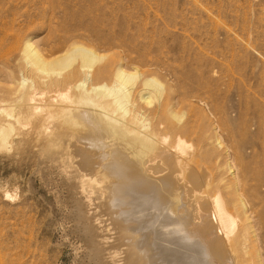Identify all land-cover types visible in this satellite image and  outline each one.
Here are the masks:
<instances>
[{"label": "rangeland", "instance_id": "obj_1", "mask_svg": "<svg viewBox=\"0 0 264 264\" xmlns=\"http://www.w3.org/2000/svg\"><path fill=\"white\" fill-rule=\"evenodd\" d=\"M27 43L41 63L29 57ZM76 45L96 53L83 58ZM62 56L78 67L90 56L92 69L107 68L102 80L83 81L86 88L111 86L119 67L130 74L127 105L143 111L145 124L157 119L158 108L166 111L165 121L188 144L185 162L201 170L211 183L206 189L221 192L234 215L247 218V251L264 264V0H0V126L8 127L0 136V264L97 261L78 225L76 192L47 157L39 129L40 119L60 107L45 101L49 89H64L47 84L68 73L55 64ZM34 84L46 94L37 113L25 97ZM132 207L138 234L156 232L161 264H201L175 250L157 207Z\"/></svg>", "mask_w": 264, "mask_h": 264}, {"label": "bare ground", "instance_id": "obj_2", "mask_svg": "<svg viewBox=\"0 0 264 264\" xmlns=\"http://www.w3.org/2000/svg\"><path fill=\"white\" fill-rule=\"evenodd\" d=\"M76 46L83 51V58L84 52L91 56L88 49ZM24 48L29 49V57L35 56L34 62H42L43 59H36L39 54L32 44L27 43ZM70 54L69 57L74 55ZM94 55L93 61L97 59ZM90 56L80 67L74 66L75 59H64L65 56L59 63L58 58L54 60L68 73L48 77L47 84L50 88L64 89H49L46 95L37 92V86L42 84L38 81L33 87L35 91L30 92L29 86V92L26 90L25 95L24 88L21 96L25 95L27 108L35 109L36 113L40 109L37 101H44L45 95V102L48 100L52 106L58 107L54 104L60 102V109L53 107L55 110L40 119L39 129L46 136L47 157L67 175L76 192L77 217L81 221L78 225L87 239V252L97 256L96 264H161L153 252L156 232L138 234L139 229L132 223L135 203L152 204L161 211L165 234L176 241L175 250L183 249L188 252L186 255H192L190 263L256 264L247 251L251 225L247 218L232 213L221 192L206 189L211 183L205 184L207 179L201 170L185 162L189 148L180 136V128L167 124L162 107L152 111L157 119L150 125L144 123L140 108L128 107L133 92L127 91L126 86L131 75L120 67L113 75V84H103L101 87L106 88H102L103 92L99 85L100 93L93 94L94 84L86 88L87 82L83 81L89 82L91 78L98 81L106 75L107 68L92 69ZM72 88L80 91L73 95ZM149 97L141 93V99ZM7 129L0 126V136ZM171 132L175 136L173 144ZM203 184L205 190L200 189ZM97 193L100 195L96 196ZM95 199L98 206L91 204Z\"/></svg>", "mask_w": 264, "mask_h": 264}]
</instances>
